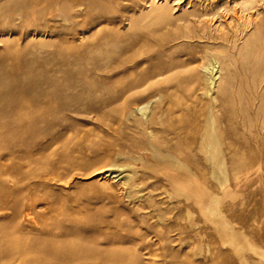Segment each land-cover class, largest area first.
Listing matches in <instances>:
<instances>
[{
    "label": "rangeland",
    "instance_id": "1",
    "mask_svg": "<svg viewBox=\"0 0 264 264\" xmlns=\"http://www.w3.org/2000/svg\"><path fill=\"white\" fill-rule=\"evenodd\" d=\"M134 3L59 0L50 6L48 0H0V95L6 96L0 104V153L12 152L0 167V199L7 206L0 220L26 235L37 251L45 243L64 247L84 239L113 253L100 264H243L235 231L249 264H264L253 249L264 251V163L256 160L264 154L263 105L251 107L244 123L238 120L241 161L226 164L219 178L190 182L183 190L146 150L139 115L125 123H117L116 113L108 119L66 118L49 104L53 90L62 88L61 99L79 90L74 82L85 74L90 83L104 80L113 62L99 65L103 54L91 49L96 42L91 36L116 26ZM200 30L195 26L192 34L214 35ZM195 48L183 44L170 54ZM167 87L161 79L137 96L139 102L152 98L150 115L168 103ZM115 90L105 84L86 96L90 100L83 108ZM219 112L223 116L225 108ZM198 168L210 171L204 161ZM203 203L212 208L205 211ZM18 204L23 213L31 211L29 224L13 217ZM221 223L230 229L223 232Z\"/></svg>",
    "mask_w": 264,
    "mask_h": 264
},
{
    "label": "bare ground",
    "instance_id": "2",
    "mask_svg": "<svg viewBox=\"0 0 264 264\" xmlns=\"http://www.w3.org/2000/svg\"><path fill=\"white\" fill-rule=\"evenodd\" d=\"M58 3L48 0L50 6ZM195 26L204 33L209 29L215 37L192 34ZM99 32L91 36L96 40L91 49L103 54L99 65L112 61V67L100 83H90V76L85 74L74 82L81 88L65 93L64 99L59 97L62 88L53 90L49 97L53 108L66 118L94 114L108 119L116 113L117 123L139 115L146 150L164 167L165 177L177 189L188 190L190 182L219 178L226 164L241 161L237 153L238 120L244 123L251 107L264 108V0H135L132 9L128 6L122 11L116 26ZM183 44H193L197 52L170 54ZM161 79L168 84L169 100L158 114L150 115L152 98L139 102L137 96ZM105 84H112L114 93L84 109L90 100L86 96L98 94ZM3 89L0 85V91ZM5 98L0 95V104ZM223 107L225 114L221 116ZM11 153H0V167ZM256 160L264 163V154ZM201 161L210 166L209 172L199 170ZM5 200L0 199V215L5 213ZM23 208L21 204L14 206L13 217L29 224L31 211L23 213ZM202 208L206 211L212 207L203 203ZM221 225L223 232L230 229L225 223ZM232 233L242 263L249 264L241 253L242 245L235 241L237 233ZM27 241L26 235L8 229L0 220V264H100L112 259L113 254L84 239L64 247L45 243L38 251ZM253 249L264 262V251Z\"/></svg>",
    "mask_w": 264,
    "mask_h": 264
}]
</instances>
